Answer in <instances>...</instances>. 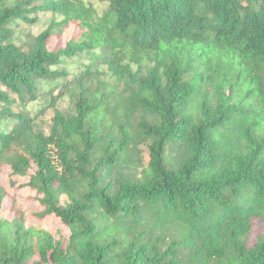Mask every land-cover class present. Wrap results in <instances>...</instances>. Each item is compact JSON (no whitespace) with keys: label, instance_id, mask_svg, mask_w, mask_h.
Masks as SVG:
<instances>
[{"label":"trees","instance_id":"obj_1","mask_svg":"<svg viewBox=\"0 0 264 264\" xmlns=\"http://www.w3.org/2000/svg\"><path fill=\"white\" fill-rule=\"evenodd\" d=\"M108 1L0 0V178H29L11 182L29 213L67 229L14 200L2 215L0 181V264H264V0ZM41 12L56 20L25 50L12 26ZM85 55L75 79L59 69Z\"/></svg>","mask_w":264,"mask_h":264},{"label":"rangeland","instance_id":"obj_2","mask_svg":"<svg viewBox=\"0 0 264 264\" xmlns=\"http://www.w3.org/2000/svg\"><path fill=\"white\" fill-rule=\"evenodd\" d=\"M91 2L92 4L96 5L99 10H102L105 6L109 4L108 0H87ZM34 17L37 20V23L35 24H28L19 22L18 24H14L12 26V29L15 32V36L17 37L16 42L21 45L25 50H29L33 38L37 37L38 35L42 34L44 31H46L53 20H56L54 18V15L52 13H38L34 15ZM79 34V31L76 27L70 26L69 28L65 29L61 39H59L56 36L53 37L51 41V48L55 49L56 47H65L67 43H69L73 38L77 37ZM94 61V58H92L91 55H85L80 58L74 59L70 63V67H64L61 66L59 69L64 70L67 69L70 73L69 79H75V77L81 75V72L88 66L91 65ZM96 63V64H95ZM95 66H97L101 71L100 79L98 82L94 85L95 88H97L100 84H102V87H100V91L108 92L110 90V87H107V85H112L113 81L109 79L107 75H105L104 69L100 65L99 60L95 62ZM103 83H107L106 86L103 85ZM61 111L66 114H74L73 112V105L68 99V94L63 97L57 103L55 108L48 109L44 115L40 116L37 120L38 128L43 131L45 134H49L50 130L53 126V119L55 116L56 111ZM131 159L132 162L138 165H146L149 161L148 157V145L142 144L138 149H134V151L131 153ZM1 183L6 188L7 192L9 193L10 199L7 201V205H5L6 209L3 212L2 215L10 216L13 214V210L11 209L13 200L16 201L17 209H20L26 213V217L28 220V224H40L43 223L48 230H50L52 233H56L57 229H62L65 233H67V229L62 227L60 225V220L55 216H47L43 221L38 220L35 218L29 211H37L40 210L39 204L34 201V198L36 197V193L30 188L25 186L24 188L14 189L11 185V182L20 183L21 185H27L29 182V178H13L10 180V177L8 174H4L0 178ZM68 198L66 196L61 197V205H66L68 203ZM264 232V229L261 224H257L252 232V235L250 237V242L253 243L257 240L259 236H261Z\"/></svg>","mask_w":264,"mask_h":264}]
</instances>
